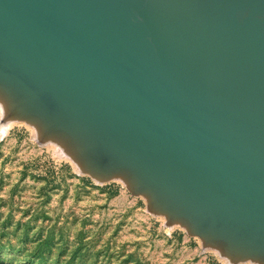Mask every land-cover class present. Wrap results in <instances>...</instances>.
<instances>
[{
	"label": "bare ground",
	"instance_id": "6f19581e",
	"mask_svg": "<svg viewBox=\"0 0 264 264\" xmlns=\"http://www.w3.org/2000/svg\"><path fill=\"white\" fill-rule=\"evenodd\" d=\"M0 97L228 264H264V0H0Z\"/></svg>",
	"mask_w": 264,
	"mask_h": 264
},
{
	"label": "rangeland",
	"instance_id": "374dc122",
	"mask_svg": "<svg viewBox=\"0 0 264 264\" xmlns=\"http://www.w3.org/2000/svg\"><path fill=\"white\" fill-rule=\"evenodd\" d=\"M4 105L0 264H228L122 178H98L74 165L67 149L35 140L37 130Z\"/></svg>",
	"mask_w": 264,
	"mask_h": 264
},
{
	"label": "water",
	"instance_id": "95a60500",
	"mask_svg": "<svg viewBox=\"0 0 264 264\" xmlns=\"http://www.w3.org/2000/svg\"><path fill=\"white\" fill-rule=\"evenodd\" d=\"M45 134H47V135H49V136H53V135H55L56 133H54V132H47L46 130L45 131H43ZM53 134V135H52ZM74 154V155H73ZM73 156L74 157H76V159L78 160V162H77V164H79V166L81 167V165H85V169H83L82 167V169L84 170V171H87V172H89V173H91L92 175H95L93 172L95 171V172H99L100 174H101V176H98V177H100V178H108V177H120V178H122L126 183H127V185H128V187L131 189V191L134 193V194H137V195H139V194H142V195H144L145 193L143 192V191H141V190H137V189H135L134 188V186H133V184H132V182H131V180L129 179V178H127L126 176H125V174H124V172H122V171H111V172H108V173H105V172H101V171H98L97 169H95V170H92V167H90L89 165H86L85 163H83V161L80 159V157H77V156H79L78 154H77V152L74 150V152H73ZM83 163V164H82ZM81 164V165H80ZM116 170V169H115ZM97 176V175H96ZM150 206L151 207H153L152 206V204H150ZM170 219L172 220L173 219V217L172 216H170ZM189 230V232L191 233V234H195V232H193L191 229H188ZM257 258H259V257H257ZM245 259H252V258H248V257H244L243 259H240V260H245ZM252 260H256V259H252ZM258 261H260V262H264V259L263 258H259V259H257Z\"/></svg>",
	"mask_w": 264,
	"mask_h": 264
},
{
	"label": "clouds",
	"instance_id": "9594fccd",
	"mask_svg": "<svg viewBox=\"0 0 264 264\" xmlns=\"http://www.w3.org/2000/svg\"><path fill=\"white\" fill-rule=\"evenodd\" d=\"M3 106H4V101L3 100H0V110L3 109Z\"/></svg>",
	"mask_w": 264,
	"mask_h": 264
}]
</instances>
